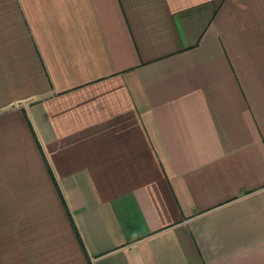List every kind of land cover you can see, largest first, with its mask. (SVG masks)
I'll list each match as a JSON object with an SVG mask.
<instances>
[{"label": "crops", "instance_id": "1", "mask_svg": "<svg viewBox=\"0 0 264 264\" xmlns=\"http://www.w3.org/2000/svg\"><path fill=\"white\" fill-rule=\"evenodd\" d=\"M0 264H264V0H0Z\"/></svg>", "mask_w": 264, "mask_h": 264}]
</instances>
